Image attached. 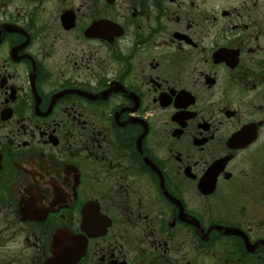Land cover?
Masks as SVG:
<instances>
[{
    "label": "flooded vegetation",
    "instance_id": "1",
    "mask_svg": "<svg viewBox=\"0 0 264 264\" xmlns=\"http://www.w3.org/2000/svg\"><path fill=\"white\" fill-rule=\"evenodd\" d=\"M0 264H264V0H0Z\"/></svg>",
    "mask_w": 264,
    "mask_h": 264
}]
</instances>
